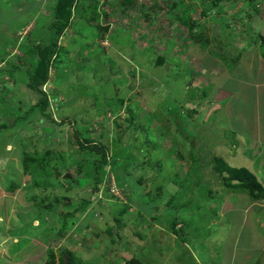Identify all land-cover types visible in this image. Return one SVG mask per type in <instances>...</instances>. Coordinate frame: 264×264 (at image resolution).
Masks as SVG:
<instances>
[{
	"label": "rangeland",
	"instance_id": "rangeland-1",
	"mask_svg": "<svg viewBox=\"0 0 264 264\" xmlns=\"http://www.w3.org/2000/svg\"><path fill=\"white\" fill-rule=\"evenodd\" d=\"M66 1L0 0V264H264V201L214 171L264 189V0H75L41 113ZM83 138L108 159L99 187Z\"/></svg>",
	"mask_w": 264,
	"mask_h": 264
},
{
	"label": "trees",
	"instance_id": "trees-1",
	"mask_svg": "<svg viewBox=\"0 0 264 264\" xmlns=\"http://www.w3.org/2000/svg\"><path fill=\"white\" fill-rule=\"evenodd\" d=\"M75 0H67L65 4L62 6H57L53 8V14H54V20L51 21L49 24V30L51 31V36L52 39L49 41V44H45V46H42L39 48V52L37 53L39 61L36 66V77L35 79L31 82V88L33 91L36 93L40 94L41 98L39 99L38 103H36L33 106L34 111H40L41 113L46 110V108L49 106V101L47 100L45 94L39 90V86H43L46 84L49 78V70L54 63L58 62L59 58V53L61 52L59 45H58V40L60 36L62 35L64 29L67 27L69 24L70 19L72 18V11L74 8ZM203 36L199 37V35L194 36V40L198 42V39H202ZM206 43V40H205ZM39 45V43H38ZM262 55L264 57V49L262 52ZM162 61V60H159ZM56 65V64H55ZM89 80V79H88ZM66 120V119H65ZM128 122L130 120L128 119ZM64 122H62L63 124ZM52 125L55 126H61V124H58L56 121L52 119ZM52 126V127H53ZM55 129L52 128V131ZM141 130V129H140ZM180 134L185 137H190L186 133L182 131V126L180 128ZM192 138V137H191ZM194 140V138H192ZM77 140V139H76ZM77 146L80 151L87 152L89 153V156L91 158L92 162V169H91V174L95 175L94 178V185L100 186L103 182V176L102 174L98 173V169H100V166H104L108 163V159L106 155L104 154V149L102 148L103 145L95 142H90L86 138H83L82 140L76 141ZM96 156V158H95ZM98 156V157H97ZM33 160V159H32ZM25 169L26 166L24 165ZM83 167V166H82ZM81 167V168H82ZM214 171L222 174H228V178H222V182L224 184L225 189L228 191H241L242 194H247L249 196V199L252 201H264V189L261 188L259 185L256 184V181L252 174L245 170H240V171H235L233 168H229L226 166V163L223 162L222 159L215 158L214 160ZM94 168V169H93ZM157 168H160V164L157 163ZM233 181H237V184H233ZM103 185V184H102ZM214 193H210V197ZM218 200L220 199V196H217ZM209 200V199H208ZM142 208V206H141ZM79 212V208L69 214L65 215L64 218V224L62 226L64 230V227L66 226V221L68 219L74 218V216ZM68 222V221H67ZM178 235V232H177ZM43 264H55V255L53 253V250L49 249L47 252L46 260L44 261ZM59 264H75L73 263L72 258L68 257H60L59 259ZM129 264H141L138 260H130Z\"/></svg>",
	"mask_w": 264,
	"mask_h": 264
},
{
	"label": "crops",
	"instance_id": "crops-1",
	"mask_svg": "<svg viewBox=\"0 0 264 264\" xmlns=\"http://www.w3.org/2000/svg\"><path fill=\"white\" fill-rule=\"evenodd\" d=\"M243 196V195H242ZM231 199H234V195H232V197H231ZM257 202H260V201H256V202H254V203H252V204H254V205H258V204H263V203H257ZM251 202L249 201V202H246L245 201V208L248 210V206L250 207L251 206V204H250ZM257 212H258V210H256ZM248 214H250V211L248 212ZM247 214V212L246 213H244V215H248ZM254 214H256V213H254ZM259 215H260V219H261V225H262V227L264 228V219H263V217H264V209L261 211V212H259L258 213ZM244 215H243V218H244ZM263 216V217H262ZM247 218H248V216H246ZM246 218V220H248ZM241 223H243V220L241 221ZM247 224H249V223H247ZM243 226V224L241 225V227ZM242 229V228H241ZM236 235H238V233L236 232L235 233V231H234V229H232L231 230V232H230V234L228 235V239H231V240H233L234 238H235V236ZM253 235V234H252ZM252 235H251V237H252ZM238 239L237 240H239L240 239V236L239 237H237ZM260 238V237H259ZM235 240V239H234ZM264 248V247H263ZM241 252H243V251H241ZM248 264V263H247Z\"/></svg>",
	"mask_w": 264,
	"mask_h": 264
},
{
	"label": "water",
	"instance_id": "water-1",
	"mask_svg": "<svg viewBox=\"0 0 264 264\" xmlns=\"http://www.w3.org/2000/svg\"><path fill=\"white\" fill-rule=\"evenodd\" d=\"M238 182L237 181H233V184H237Z\"/></svg>",
	"mask_w": 264,
	"mask_h": 264
}]
</instances>
